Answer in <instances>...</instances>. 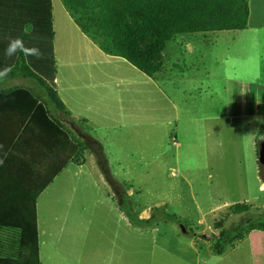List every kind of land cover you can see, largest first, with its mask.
Wrapping results in <instances>:
<instances>
[{"label": "rangeland", "instance_id": "rangeland-1", "mask_svg": "<svg viewBox=\"0 0 264 264\" xmlns=\"http://www.w3.org/2000/svg\"><path fill=\"white\" fill-rule=\"evenodd\" d=\"M54 2L55 9L61 5ZM164 54L170 90L175 85V125L163 127L158 121L161 132L155 126L137 130L123 125L119 133L97 135L104 149L98 159L108 170L113 203L104 200L105 189L87 173L90 164L82 169L71 165L46 197L64 217L62 238H73L70 245L83 253L97 247L103 259L114 251L117 259L122 247V264H264L259 251L263 231H252L222 255L210 250L218 220L225 218L227 229L244 217L264 221V183L255 148L258 140L264 142L257 138L264 124L252 114L254 99L264 101V89L243 82L264 81V31L176 36ZM180 87L186 89L184 96ZM260 112L264 118V105ZM124 191L140 219L156 207L159 221L139 228L124 213L121 219L117 193L123 206ZM236 203H247L250 212L225 217ZM165 215L178 220H160ZM183 225L194 234L186 236ZM72 228L74 234L67 236Z\"/></svg>", "mask_w": 264, "mask_h": 264}, {"label": "crops", "instance_id": "crops-1", "mask_svg": "<svg viewBox=\"0 0 264 264\" xmlns=\"http://www.w3.org/2000/svg\"><path fill=\"white\" fill-rule=\"evenodd\" d=\"M56 3L51 0L56 92L71 115L52 112L43 105L45 94L32 86L29 79L18 76L0 80V160L4 161L0 164V264H31L23 258L25 243H20V239L25 236V229L32 220L35 194L39 264H122V247L117 259V251L103 259L97 247L83 253V250L70 245L73 238H62L64 223L61 220L64 217L59 214L57 204L46 197L51 185L59 181L71 165L82 169L90 164L87 173L94 178L98 187L105 189L102 194L104 200L113 203V196L96 155L89 149L84 152L81 165L67 164L40 191L42 182L59 167L66 155L62 140L49 124L44 109H48L77 141L95 143L104 154L97 138L99 134L111 130L119 133L123 125L136 127L137 130L155 126L158 132H161L158 121L162 122L163 127L175 125V85L170 90L172 81L166 80L169 76L165 63L162 71L150 78L141 72V76L136 75L138 70L122 58L104 54L81 33L62 4L55 9ZM248 9L246 29L257 33L264 31V0H248ZM15 29V23L0 21V33L1 30L14 32ZM24 31L28 35L29 30L25 28ZM0 43L3 45L5 42L0 40ZM4 58L0 55V59ZM165 58L163 54V60ZM243 82L264 89V81ZM244 86L245 83H241V92ZM31 90L36 93L34 97ZM179 90L183 96L186 94L185 87ZM259 101L255 98L252 104V114L256 117L261 116L260 106L264 105V101ZM39 104L44 108L40 109ZM158 112L167 116L159 119L156 116ZM127 118H132L131 123L123 124ZM119 213L122 219L121 208ZM149 216L146 212L142 219ZM69 233L74 234V229H70L67 236ZM259 247L264 260V247Z\"/></svg>", "mask_w": 264, "mask_h": 264}, {"label": "trees", "instance_id": "trees-1", "mask_svg": "<svg viewBox=\"0 0 264 264\" xmlns=\"http://www.w3.org/2000/svg\"><path fill=\"white\" fill-rule=\"evenodd\" d=\"M0 0V21L15 23L14 32L0 33V55L11 39L21 38L26 47H37L43 58L25 57L17 53L11 58L0 59V69L5 65L13 66L8 78L21 76L36 84L39 91L45 94L43 100L53 111L70 116L69 110L60 100L55 84L54 31L52 26L51 0ZM66 12L78 26L81 33L90 39L104 54L120 57L147 77H154L163 68V54L167 43L176 36L207 34L223 31H242L247 28L249 15L248 0H60ZM11 25V24H9ZM28 29V35L24 29ZM32 95L34 93L32 90ZM39 104V108L43 109ZM49 124L58 132L66 155L56 170L42 182L40 191L49 185L61 169L67 164L81 165L83 154L89 149L96 155V161L106 182H109L106 165L99 159L100 147L95 143L77 141L65 127L44 109ZM264 137V127L260 128L257 138ZM256 142V159L259 175L264 183V153L260 152ZM98 152V153H97ZM101 153V152H100ZM101 155H103L101 153ZM32 204L30 225L21 236L20 243H25L23 258L31 264H39L37 223L35 215V199ZM117 204L129 223L139 227H149L159 221L155 217L156 207L151 209L147 219H140L132 210L127 193L123 192V206L117 193ZM251 206L247 203H236L227 209L225 217L247 214ZM264 215V213H263ZM164 221L178 220L174 216L165 215ZM222 218L214 223L218 231L210 242V250L215 255H222L227 248L244 240L252 231L264 232V221L254 222L242 218L231 229L224 227ZM26 226V225H25ZM186 232H192L183 225Z\"/></svg>", "mask_w": 264, "mask_h": 264}, {"label": "clouds", "instance_id": "clouds-1", "mask_svg": "<svg viewBox=\"0 0 264 264\" xmlns=\"http://www.w3.org/2000/svg\"><path fill=\"white\" fill-rule=\"evenodd\" d=\"M17 53H22L25 57L33 56L37 59L43 58V53L39 48L26 47L24 41L19 37L11 39L9 41L8 46L5 49L4 55L5 57L11 58L13 56H16ZM12 71L13 66L5 65L2 69H0V80L7 78ZM255 119L258 123L264 124V118L255 117ZM261 139H264V137H262ZM3 162V160H0V164H2Z\"/></svg>", "mask_w": 264, "mask_h": 264}, {"label": "water", "instance_id": "water-1", "mask_svg": "<svg viewBox=\"0 0 264 264\" xmlns=\"http://www.w3.org/2000/svg\"><path fill=\"white\" fill-rule=\"evenodd\" d=\"M259 148H260V152L264 153V142H260L259 143ZM181 231L186 235V236H191L192 233L190 232H186L184 226H181Z\"/></svg>", "mask_w": 264, "mask_h": 264}]
</instances>
